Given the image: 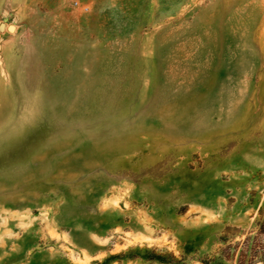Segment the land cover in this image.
I'll return each instance as SVG.
<instances>
[{"label":"rangeland","instance_id":"obj_1","mask_svg":"<svg viewBox=\"0 0 264 264\" xmlns=\"http://www.w3.org/2000/svg\"><path fill=\"white\" fill-rule=\"evenodd\" d=\"M0 26V264H237L264 0H0Z\"/></svg>","mask_w":264,"mask_h":264},{"label":"trees","instance_id":"obj_2","mask_svg":"<svg viewBox=\"0 0 264 264\" xmlns=\"http://www.w3.org/2000/svg\"><path fill=\"white\" fill-rule=\"evenodd\" d=\"M222 242L227 244L226 239H222ZM225 250L232 253L224 255ZM237 250H239L237 264H264V220L258 221L253 235L250 233L242 242L227 245L222 249L221 257L224 259L233 258V253Z\"/></svg>","mask_w":264,"mask_h":264},{"label":"water","instance_id":"obj_3","mask_svg":"<svg viewBox=\"0 0 264 264\" xmlns=\"http://www.w3.org/2000/svg\"><path fill=\"white\" fill-rule=\"evenodd\" d=\"M2 29H4V28H2V26H0V30H2ZM7 29H8V31H10L12 29V26H8Z\"/></svg>","mask_w":264,"mask_h":264},{"label":"bare ground","instance_id":"obj_4","mask_svg":"<svg viewBox=\"0 0 264 264\" xmlns=\"http://www.w3.org/2000/svg\"><path fill=\"white\" fill-rule=\"evenodd\" d=\"M13 29H14V28L12 27V29L10 30V32H13Z\"/></svg>","mask_w":264,"mask_h":264},{"label":"built area","instance_id":"obj_5","mask_svg":"<svg viewBox=\"0 0 264 264\" xmlns=\"http://www.w3.org/2000/svg\"><path fill=\"white\" fill-rule=\"evenodd\" d=\"M84 10H86V9H84Z\"/></svg>","mask_w":264,"mask_h":264}]
</instances>
